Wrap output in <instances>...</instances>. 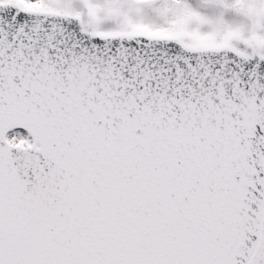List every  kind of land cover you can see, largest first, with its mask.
<instances>
[{"label":"snow or ice","instance_id":"1","mask_svg":"<svg viewBox=\"0 0 264 264\" xmlns=\"http://www.w3.org/2000/svg\"><path fill=\"white\" fill-rule=\"evenodd\" d=\"M0 264H264V0H0Z\"/></svg>","mask_w":264,"mask_h":264}]
</instances>
